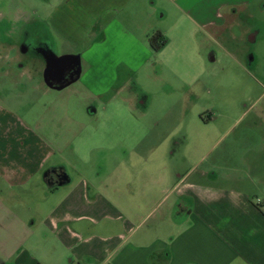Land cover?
<instances>
[{
    "label": "rangeland",
    "instance_id": "obj_1",
    "mask_svg": "<svg viewBox=\"0 0 264 264\" xmlns=\"http://www.w3.org/2000/svg\"><path fill=\"white\" fill-rule=\"evenodd\" d=\"M158 32L168 40L161 51L151 44ZM93 40L102 44L88 51ZM51 42L60 56L91 62L87 79L64 94L27 93L12 80L4 95L24 99L57 155L84 160L67 171L85 170L101 187L97 170L109 167L113 183L139 187L136 203L154 197L148 189L168 169L190 171L204 158L205 170L219 155L264 184V0H0V71L33 76L39 62L19 47L41 54L40 43ZM84 87L104 92L100 105L83 100ZM91 102L102 105L98 117L84 112Z\"/></svg>",
    "mask_w": 264,
    "mask_h": 264
},
{
    "label": "crops",
    "instance_id": "obj_2",
    "mask_svg": "<svg viewBox=\"0 0 264 264\" xmlns=\"http://www.w3.org/2000/svg\"><path fill=\"white\" fill-rule=\"evenodd\" d=\"M72 24L68 20L69 28ZM95 43L102 44L87 42L88 51ZM44 46L46 52L35 56L39 71L33 76L0 71V264H264V212L255 205L257 198L264 201V184L258 185L249 171L245 175L255 190L245 189L244 170L226 155L205 170L204 158L190 171L168 169L164 184L151 185L154 197L143 203L133 200L139 187L113 183L116 174L109 167L97 170V177H106L101 187L85 170L67 171L70 163L84 160L57 155L24 99L4 95L12 80L14 89L27 93L64 94L91 74V62L83 55L60 56L52 42ZM64 56L79 57L80 76L60 90L46 84L43 69ZM83 89L81 101L99 100L100 105L104 92ZM99 105L87 103L84 112L98 117ZM163 195L160 202L157 197ZM167 200L161 214L153 215ZM145 208L154 210L140 217ZM150 216L155 219L147 223Z\"/></svg>",
    "mask_w": 264,
    "mask_h": 264
},
{
    "label": "water",
    "instance_id": "obj_3",
    "mask_svg": "<svg viewBox=\"0 0 264 264\" xmlns=\"http://www.w3.org/2000/svg\"><path fill=\"white\" fill-rule=\"evenodd\" d=\"M64 64H72L73 68L75 69V73L73 76H71L70 81L67 84H63V80L65 78V72L67 69L60 68V66ZM57 75V76H56ZM80 76V62L79 57L76 56H64L60 58H56L55 60H52L45 72V82L48 86L54 88L55 83H58L59 86L57 89H64L68 85L72 84L76 79ZM57 77V78H56Z\"/></svg>",
    "mask_w": 264,
    "mask_h": 264
},
{
    "label": "flooded vegetation",
    "instance_id": "obj_4",
    "mask_svg": "<svg viewBox=\"0 0 264 264\" xmlns=\"http://www.w3.org/2000/svg\"><path fill=\"white\" fill-rule=\"evenodd\" d=\"M158 33H161V32H158ZM157 34V33H156ZM155 34V35H156ZM253 39H254V36H251V39H250V41L251 42H253ZM255 40V39H254ZM40 44H43V45H41V46H39L40 47V53H44V51L46 52V49L44 48L45 46V43H40ZM37 48V47H36ZM36 48H34V50H32V52H30V49H29V52H28V54L29 55H31V56H37L38 55V53L39 52H37V51H35L36 50ZM19 50H20V55L21 56H26L25 54H24V52L25 51H27L26 50V47H24L23 45H21L20 47H19ZM28 56V55H27ZM45 67H44V69H43V74H44V76H45V73L44 72H46V70H47V68H48V66L49 65H44ZM62 69V68H65V69H67V71L65 72V78H64V80H63V84H67L69 81H70V79H71V76H73L74 75V73H75V69H72L73 68V65L72 64H64V65H62V66H60L59 67V69ZM57 76V75H56ZM57 78V77H56ZM55 85L58 87L59 86V84L58 83H55Z\"/></svg>",
    "mask_w": 264,
    "mask_h": 264
},
{
    "label": "trees",
    "instance_id": "obj_5",
    "mask_svg": "<svg viewBox=\"0 0 264 264\" xmlns=\"http://www.w3.org/2000/svg\"><path fill=\"white\" fill-rule=\"evenodd\" d=\"M151 44H152V47L155 49V51H161L167 46L168 40L164 36V34L157 33L151 39Z\"/></svg>",
    "mask_w": 264,
    "mask_h": 264
},
{
    "label": "built area",
    "instance_id": "obj_6",
    "mask_svg": "<svg viewBox=\"0 0 264 264\" xmlns=\"http://www.w3.org/2000/svg\"><path fill=\"white\" fill-rule=\"evenodd\" d=\"M255 205L260 208L262 210V212H264V201L260 198H257L255 200Z\"/></svg>",
    "mask_w": 264,
    "mask_h": 264
}]
</instances>
